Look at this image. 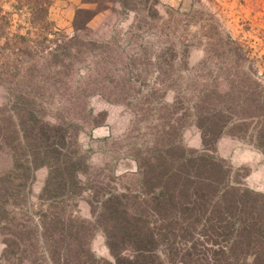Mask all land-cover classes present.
<instances>
[{"label":"rangeland","instance_id":"374dc122","mask_svg":"<svg viewBox=\"0 0 264 264\" xmlns=\"http://www.w3.org/2000/svg\"><path fill=\"white\" fill-rule=\"evenodd\" d=\"M25 1L0 0V197L5 200L0 264H50L41 252L21 256L16 250L10 260V230L20 231L10 229V214L23 213L35 225L38 210L48 203L39 196L47 167L34 169L29 180L24 160L16 168L12 163L10 146L20 132L17 115L26 116L25 108L33 110L38 126L58 128L60 152L80 160L78 192L60 199L67 214L88 221L91 205L96 206L93 197H165L150 172L157 167L162 173L180 170V180L172 181L179 208L181 197H196L192 191L202 177L191 164L178 161L194 151L219 159L222 175L201 189L206 203L200 216L185 219L177 208L172 213L177 223L170 239L178 251L194 242L192 258H170L162 242L157 248L162 264H212L211 250L233 244L238 228L232 219L228 229L216 215L209 220L213 205L220 197L264 198V154L252 140L255 113L249 100L250 91L264 98V0H134L130 9L110 0L80 30L72 26L75 9L93 5L50 0L43 19L41 14L31 18ZM225 35L237 42V54L228 50ZM212 91L209 101L216 107L229 109L244 91L248 104L246 112L234 107L220 115L221 125L228 126L215 151L202 145L193 116L199 95ZM172 147H178L173 165ZM158 157L171 162L164 166ZM183 179L189 189L182 195ZM14 190L17 194L10 196ZM224 216L232 213L225 210ZM89 246L96 257L111 259L101 230L94 229ZM252 257L246 254V262Z\"/></svg>","mask_w":264,"mask_h":264},{"label":"trees","instance_id":"16d2710c","mask_svg":"<svg viewBox=\"0 0 264 264\" xmlns=\"http://www.w3.org/2000/svg\"><path fill=\"white\" fill-rule=\"evenodd\" d=\"M108 1L110 0H81V3L93 5V7L83 6L75 9L72 19L73 28L75 30L87 28L88 22L98 12L107 8L106 3L102 2ZM25 2L30 10L31 18L40 14L43 19L47 17L50 0H26ZM118 2L122 9H130L135 6L132 5L134 0H118ZM153 12L157 11L153 10ZM225 37V44L230 46L228 50L230 51L231 48L232 54H237V42L229 35H225L223 39ZM235 87L239 89L243 86L234 85ZM245 93L246 91L241 95L237 94L238 99L230 102L229 109L226 105L216 107V104L209 101V96H215L213 91L199 95L194 103L193 116L195 124L201 131L202 145L215 151L216 141L222 133L226 132L225 129L228 126V122L221 125L220 115L228 110L233 111L234 107L238 108L237 113L246 112L248 104L244 102V100L247 101ZM20 98L22 99L20 95L16 96V100L21 104ZM249 100L251 109L255 113L251 129L252 140L264 154V98H260L254 94V91H250ZM25 114L26 116L17 115L20 128L19 137L16 138L17 143L10 146L13 167L18 166L19 160H24L26 170L24 175H28L29 180L33 178L34 169L39 166L47 167L48 173L39 196L47 197L48 203L44 209L38 210L35 225L23 213L10 214V229L14 227L20 229L16 233L10 230V260L12 259L11 255L19 250L21 256L29 251L37 255L41 252L43 258L50 264H55L54 261H62L64 264H162L157 254L159 242L164 244L162 250L170 258L176 255L183 256V260L187 257L192 258L196 249L194 242L186 248H179L178 251L174 246V240H171L169 236V231L177 223V218L172 217L174 209L177 208L176 197H172L175 192L172 190V181L180 180L182 177L179 173L180 170L162 173L158 167L155 171L150 169L152 178L158 179V190L165 197H146L144 199L121 197V195L93 197L95 201L91 200L96 202V206L91 205V221L71 213L67 214L65 204L60 198L68 191L78 192L75 167L80 160L71 158L68 153L60 152L59 144L63 142V135L58 132V128L51 131L44 126H38L33 122L35 121L34 112L30 108H25L23 115ZM244 119L245 117L240 118V120ZM240 122L239 125H242L243 121ZM229 123L231 122L229 121ZM177 149L178 147H172V165L177 162L173 160V154ZM162 158L158 157V160H163L164 166L171 162L170 159ZM182 161L191 164L196 173L200 175L199 177H202L197 181V186L192 191L196 197H181L182 201L177 208V211L181 209L180 212L185 214L184 218L189 220L193 216H200V209L206 203L204 199L206 193L201 189H209L213 180L220 178L222 175L221 161L202 151L190 153L188 158L178 161L181 163L180 165H182ZM187 180L183 179L180 190L182 195L186 194L189 189L186 186ZM204 180H207V183H203ZM16 194L17 192L14 190L10 196ZM0 201L1 209L5 200L0 197ZM13 201H15L14 198ZM10 203L12 202L10 201ZM216 204L211 209L209 220L216 215L224 220L222 221L224 229L231 226L232 220L237 222L238 228L236 241L233 244L226 247L217 246L216 249L211 250L213 256L210 257L211 263L264 264V198L220 197ZM225 210L226 212L230 211L232 217H220V213ZM236 211H238L237 214ZM173 214L176 215V213ZM206 226L209 227V224ZM95 228L101 230L104 235L105 244L111 256L110 260L96 257L90 250L89 242ZM82 238L85 240L84 244L80 242ZM254 241H257L255 249H253ZM248 253L253 255L249 263L245 260ZM196 261H191L190 264H200L195 263Z\"/></svg>","mask_w":264,"mask_h":264}]
</instances>
